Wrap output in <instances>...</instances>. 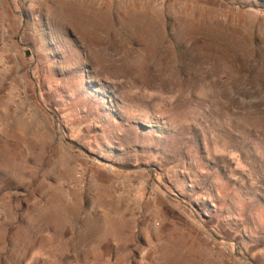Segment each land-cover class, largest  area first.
I'll use <instances>...</instances> for the list:
<instances>
[{
  "label": "rangeland",
  "instance_id": "obj_1",
  "mask_svg": "<svg viewBox=\"0 0 264 264\" xmlns=\"http://www.w3.org/2000/svg\"><path fill=\"white\" fill-rule=\"evenodd\" d=\"M0 264H264V0H0Z\"/></svg>",
  "mask_w": 264,
  "mask_h": 264
}]
</instances>
